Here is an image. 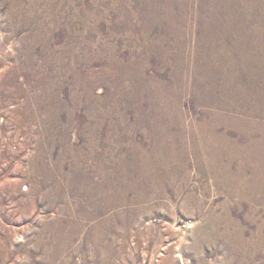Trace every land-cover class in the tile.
<instances>
[{"label":"rangeland","instance_id":"rangeland-1","mask_svg":"<svg viewBox=\"0 0 264 264\" xmlns=\"http://www.w3.org/2000/svg\"><path fill=\"white\" fill-rule=\"evenodd\" d=\"M263 140L264 0H0V264H264Z\"/></svg>","mask_w":264,"mask_h":264},{"label":"bare ground","instance_id":"bare-ground-1","mask_svg":"<svg viewBox=\"0 0 264 264\" xmlns=\"http://www.w3.org/2000/svg\"><path fill=\"white\" fill-rule=\"evenodd\" d=\"M197 126H199V125H197ZM262 135H263V134H262ZM261 137H262V136H261ZM209 138H211V137H209ZM197 139H198V138H197ZM201 139H202V138H201ZM191 140H193V139H191ZM202 140H203V139H202ZM221 140L223 141V139H221ZM197 141H198V140H197ZM207 141H208V140H207ZM212 141H213V140H212ZM258 141H259V140H258ZM263 141H264V140H263ZM191 142H193V141H191ZM200 142H201V140H200ZM214 142H215V141H214ZM252 142H253V141H252ZM252 142H251V143H252ZM254 142H256V141H254ZM257 143H258V142H257ZM263 143H264V142H263ZM194 144H195V143H194ZM202 144H203V143H202ZM204 144H205V143H204ZM207 144H208V143H207ZM207 144H206V146H207ZM213 144H214V143H213ZM221 144H222V143H221ZM192 145H193V144H192ZM192 145H191V146H192ZM199 145H200V144H199ZM253 145H254V144H253ZM262 145H263V144H262ZM202 146H203V145H202ZM211 146H212V145H211ZM222 146H223V145H222ZM254 146H258V145L255 144ZM259 146H260V144H259ZM188 148H189V147H188ZM209 148H210V147H209ZM262 148H263V147H262ZM194 149H195V148H194ZM200 149H201V148H200ZM218 149H219V148H218ZM220 149H221V148H220ZM222 149H223V148H222ZM198 150H199V149H197V151H198ZM201 150H202V149H201ZM258 150H260V149H258ZM261 150H262V149H261ZM199 151H200V150H199ZM207 151H208V150H207ZM210 151H211V150H210ZM263 151H264V150H263ZM185 152H186V150H185ZM193 152H194V151H193ZM202 152H203V151H202ZM202 152H201V153H202ZM218 152H219V150H218ZM220 152H221V150H220ZM196 153H197V152H196ZM208 153H209V152H208ZM210 153H211V152H210ZM212 155H213V154H212ZM203 156H204V154H203ZM206 156H207V155H206ZM218 156H219V155H218ZM218 156H217V157H218ZM196 157H197V155H196ZM210 157H211V156H210ZM198 158H200V157H198ZM260 172H261V171H260ZM236 179H237V178H236ZM236 179H235V180H236ZM256 179H257V178H256ZM231 180H232V179H231ZM233 180H234V179H233ZM253 185H254V184H253ZM249 187H250V186H249ZM233 239H234V238H233Z\"/></svg>","mask_w":264,"mask_h":264}]
</instances>
